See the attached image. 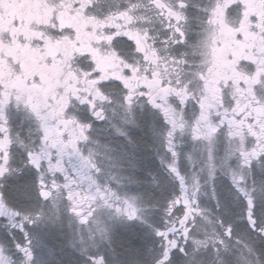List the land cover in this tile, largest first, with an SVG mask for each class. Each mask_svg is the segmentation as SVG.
Here are the masks:
<instances>
[{
	"label": "snow or ice",
	"instance_id": "6c2138e0",
	"mask_svg": "<svg viewBox=\"0 0 264 264\" xmlns=\"http://www.w3.org/2000/svg\"><path fill=\"white\" fill-rule=\"evenodd\" d=\"M45 3L83 30L54 16L25 67L0 29V264H264V20L243 0ZM246 20L255 39L222 54Z\"/></svg>",
	"mask_w": 264,
	"mask_h": 264
},
{
	"label": "flooded vegetation",
	"instance_id": "af4514ba",
	"mask_svg": "<svg viewBox=\"0 0 264 264\" xmlns=\"http://www.w3.org/2000/svg\"><path fill=\"white\" fill-rule=\"evenodd\" d=\"M247 5V14L249 16H259L264 20V0H243ZM7 20H0V29H7L13 37L10 46L4 49L10 57L23 61L25 67L35 65L40 54L31 48V41L35 31L39 28L50 25L54 16L61 26L79 27L83 30V24L78 16H73L67 10L54 14L53 10L45 3V0H11V3L5 9ZM18 19L21 24L13 28L11 20ZM233 23L237 22V17L230 18ZM224 40L223 52H233L237 56L243 54L247 43L254 40L247 20L242 28V37L240 41L236 40V34L230 28H226L223 33ZM23 45V46H22ZM59 52L61 55L66 54L62 47L46 49L47 56L54 58ZM224 66L223 59L219 61V67ZM52 77L59 75L55 67L48 69Z\"/></svg>",
	"mask_w": 264,
	"mask_h": 264
},
{
	"label": "rangeland",
	"instance_id": "374dc122",
	"mask_svg": "<svg viewBox=\"0 0 264 264\" xmlns=\"http://www.w3.org/2000/svg\"><path fill=\"white\" fill-rule=\"evenodd\" d=\"M69 257H66V259H68Z\"/></svg>",
	"mask_w": 264,
	"mask_h": 264
}]
</instances>
